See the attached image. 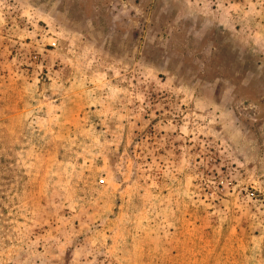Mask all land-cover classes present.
<instances>
[{"label":"rangeland","instance_id":"rangeland-1","mask_svg":"<svg viewBox=\"0 0 264 264\" xmlns=\"http://www.w3.org/2000/svg\"><path fill=\"white\" fill-rule=\"evenodd\" d=\"M0 264H264V0H0Z\"/></svg>","mask_w":264,"mask_h":264}]
</instances>
